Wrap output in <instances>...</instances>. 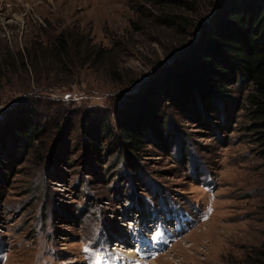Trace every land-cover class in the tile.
Segmentation results:
<instances>
[{"label": "rangeland", "instance_id": "1", "mask_svg": "<svg viewBox=\"0 0 264 264\" xmlns=\"http://www.w3.org/2000/svg\"><path fill=\"white\" fill-rule=\"evenodd\" d=\"M194 1L193 35L176 51L218 4ZM145 6L0 0L1 60L12 61L0 66V264H95L103 242L112 264H264V142L250 126L248 82L224 84L223 99L205 105L192 96L197 112L172 108L186 95L159 69L176 52L172 29L158 37ZM142 18L139 31L131 21ZM61 29L117 44L118 74L84 65L58 80L40 65L26 79L14 69L17 51L38 52ZM201 75L184 79L186 91L205 89ZM132 118L148 123L136 148L117 132Z\"/></svg>", "mask_w": 264, "mask_h": 264}, {"label": "trees", "instance_id": "2", "mask_svg": "<svg viewBox=\"0 0 264 264\" xmlns=\"http://www.w3.org/2000/svg\"><path fill=\"white\" fill-rule=\"evenodd\" d=\"M142 1L146 2V12L141 10L139 13L145 14L146 18L149 17L151 24L157 27L158 37H161L159 33H162V30L169 29V27L172 29L169 31L173 35H170L173 38L169 39L172 44L168 46V50L175 47L176 51L182 41L188 40L193 35L192 26L195 17L190 18L187 12H199L194 0ZM153 17L155 20H151ZM208 17L210 18L209 25L204 24V21L199 23L200 31L197 35L194 34L192 42L184 49L176 51L165 67H159V69L161 67L167 69V74L164 72L162 79L167 83L173 81L170 86L172 87L175 83L177 88H181L182 93L186 94L187 99L182 95L183 97L175 99L170 104L181 114L189 113V111L197 112V107L194 105L195 100L199 99L205 105L217 101L219 95L220 99H223L221 95H223L224 84H230L235 79L243 78L249 86L245 100L249 105V114L253 120L250 126H261L258 137L264 142V0H218L213 13H209ZM146 18H142L140 25H136L138 22L132 20V26L139 31L142 30L144 27L141 23ZM202 28H205L204 32ZM37 45L38 52L34 48L32 52L25 48L21 52L17 51L18 56L14 57L16 58L14 69H17L19 74H23L26 79L31 75L37 77L40 73L37 69H43L40 65L47 67L46 69L52 72L53 78L57 77L58 80H61L60 77L65 73H73L70 69L84 65L102 69L103 72H109L112 75L118 74L115 72L117 51L119 52L116 48L117 44H96L87 36L78 35L76 31L61 29ZM4 55L5 57L1 60L0 54V66L3 62L5 69H8V64H12V61L6 57V53ZM198 70L200 72H197ZM201 74L206 77L203 80L207 82L204 83L205 89L200 91L197 88L193 93L186 91L184 79L190 76L202 79ZM162 88L161 85L156 86L155 95L161 97ZM215 93L218 94L217 97ZM192 96L195 99L194 102L191 99ZM152 100L150 95H147L141 102L150 104ZM140 108L141 111L153 116L154 112H148L146 104L141 103ZM156 119L161 125L165 123L161 114ZM141 124L134 118L120 123L117 132L127 146L136 148L145 137L148 123ZM23 127L24 129L21 128L22 136L30 135L35 128L33 123ZM111 133L113 136L115 132L111 131Z\"/></svg>", "mask_w": 264, "mask_h": 264}, {"label": "bare ground", "instance_id": "3", "mask_svg": "<svg viewBox=\"0 0 264 264\" xmlns=\"http://www.w3.org/2000/svg\"><path fill=\"white\" fill-rule=\"evenodd\" d=\"M140 205H142V204H140ZM149 223V221H146V223L145 224H148ZM121 248V247H120ZM125 247H123V249H124ZM124 251H130V249H124Z\"/></svg>", "mask_w": 264, "mask_h": 264}]
</instances>
